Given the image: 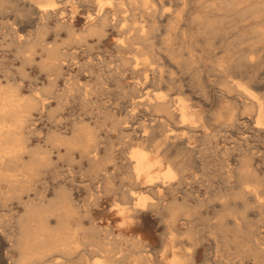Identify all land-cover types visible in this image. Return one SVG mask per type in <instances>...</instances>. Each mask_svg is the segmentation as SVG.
I'll use <instances>...</instances> for the list:
<instances>
[{
  "label": "rangeland",
  "instance_id": "rangeland-1",
  "mask_svg": "<svg viewBox=\"0 0 264 264\" xmlns=\"http://www.w3.org/2000/svg\"><path fill=\"white\" fill-rule=\"evenodd\" d=\"M110 1L122 3V8L119 9L122 12L117 15L120 21L115 28L108 27L106 34L99 38L93 34L84 36L86 26L96 19L95 17L91 21L87 20L88 14L95 16V0H0V87L18 90L22 98H46V102L39 103L37 109L32 110L23 134L29 139L27 144L30 149H34L38 144L52 152L51 163L42 166L41 174L33 177L34 168L29 166V156L23 154L22 160L18 162L19 168L27 169L26 172L31 174L25 187L17 190L5 182H0V213L10 214V217H2L3 222L0 225V256L3 257L4 253H7L10 259H17L18 252L11 246L18 234L16 222L19 215L25 213L26 206L38 204L37 192L40 190L48 200L44 198V205L49 203L47 207H50L46 213L49 214L46 215L49 217L46 218V225L52 229L54 226L62 227V231L71 235L75 241L72 248L74 251L68 253L70 255L55 250L49 251L47 257L45 255L44 259L42 258L43 262L46 261L44 264H142L143 261L144 264H264V129L255 126L258 107L251 103L258 97L259 100L262 98L260 101L264 103V0H148V9L142 5V0ZM42 6L47 11L41 12L39 9H42ZM153 8L155 12L151 13ZM105 9L111 10L112 6L106 4ZM121 23L124 25L123 29V25L120 27ZM141 27L144 29L142 40H132L137 42L135 47L140 49L131 52L126 49L119 51L117 43L121 40V44L125 46L127 41H130L129 37L139 32ZM172 29L174 30L171 31ZM80 34L83 38L79 37ZM85 39L86 41H83ZM53 45H58L56 47L61 52H71L73 55L66 54V65L62 67L61 76L54 74L47 64L49 60L46 48ZM133 56L142 63L139 66L148 63L147 68L160 69L164 78H170L169 80L180 84L182 96L187 98V103L197 110L199 116L202 115L193 124L196 127L190 129L189 124L181 126L178 115L164 121V128L167 133L173 134L174 141L170 140L173 142L162 144L158 148L163 167H158L157 171H162L168 166H174V169L181 163L184 170L183 174H177L176 178L171 180L174 191L164 188L159 197L147 191L143 184H133L132 178L129 179L130 174L128 175L130 151L143 147L152 151L150 154L154 156L153 146L161 137L157 125L159 116L145 110L142 105L131 109L130 98L139 94L136 89L140 91V87L135 82L141 75L131 73L132 65L129 66L126 61L124 64L120 57L133 62ZM118 59L122 61V66ZM149 71L148 69L150 77L152 73ZM51 79H55L56 83L52 87L49 85ZM151 82L147 83L143 92L150 90L151 95L161 89L163 92H170L165 85ZM244 87L247 88L246 91L250 90V94H245ZM44 88L45 90H42ZM49 92L52 97H48ZM60 94V98H57ZM251 95L257 97L253 99ZM106 113L111 118H108ZM126 115L129 117L125 119ZM103 117H107L104 122ZM56 119H59L58 122ZM83 120L85 123H82ZM120 120L123 123H120ZM87 121L91 130L86 126ZM114 121L118 125L114 124ZM84 127L93 133L92 136L95 135L93 143L96 149L98 148L95 159H99L96 164L99 167L105 165V168L100 167L101 170L93 161L90 162L91 160L80 155V147L77 144L68 145L66 142L45 140L50 136L52 139H58L60 134L63 139H70L75 130V134L80 138ZM143 130L149 136L145 134L141 139L139 135ZM69 135L70 137H67ZM53 143L56 144L52 145ZM100 157L105 161L110 160L101 164ZM246 186L248 190L257 192V198L252 192L243 189ZM60 187L68 188L67 192L62 191V199L56 198L60 189H55ZM130 188L136 195L147 193V200L153 198L148 200L149 202L156 200L164 207L138 211V215L136 210H130L134 199L121 197L120 194L125 190L128 192ZM51 198L55 202H49ZM90 199L93 201L89 203ZM56 205L58 209L55 208ZM167 205L171 206V209ZM60 207L68 216L60 215ZM164 209L168 212L162 213L161 210ZM169 212L173 213L174 217ZM168 223L173 231L167 227ZM171 223L174 225L171 226ZM90 227L96 231H91ZM134 239L142 243L137 249ZM255 242L259 244L256 245ZM77 246L79 248H76ZM145 256L148 257L147 261L144 260ZM42 260H38L36 264H43Z\"/></svg>",
  "mask_w": 264,
  "mask_h": 264
},
{
  "label": "bare ground",
  "instance_id": "bare-ground-1",
  "mask_svg": "<svg viewBox=\"0 0 264 264\" xmlns=\"http://www.w3.org/2000/svg\"><path fill=\"white\" fill-rule=\"evenodd\" d=\"M130 1V0H129ZM135 1V0H134ZM133 1V2H134ZM143 2V6L145 5L146 6V8L148 9L149 8V6H147V1L148 0H142ZM135 3V2H134ZM95 4V5H94ZM94 6H96L97 7V9H96V13H95V16L93 17V14H88L87 15V20L88 21H91L92 19H94L95 17H96V19L94 20V22H90L87 26H86V31H84V36L85 37H87L88 35H97V36H99V38L102 36L103 37V35H105L106 34V29L109 27V28H115L116 26H117V24L119 23V19H118V14L120 13V12H122V10L121 11H119V9H120V5L122 4L120 1H118V2H112V1H110V0H95V2H94ZM106 4H109V5H111L112 6V9L111 10H106L105 8H106ZM82 5V4H81ZM150 5V4H149ZM43 7V6H42ZM151 7V6H150ZM39 8H41L40 6H39ZM122 8V7H121ZM27 9V8H26ZM151 9V8H150ZM41 12L43 11V12H45V11H47L46 10V8L45 7H43L42 9H39ZM125 11V10H124ZM151 13H154L155 12V9L153 8L151 11H150ZM146 15V14H145ZM54 16V15H53ZM124 17V16H123ZM170 17V16H169ZM123 22H124V20H123ZM176 23V22H175ZM178 23V22H177ZM41 24V23H40ZM65 24V23H64ZM123 25V23H121V25H120V27ZM24 28V27H23ZM70 28V27H69ZM75 28V27H74ZM124 28V25H123V27H122V29ZM66 29H68V27L66 26ZM139 29V28H138ZM174 29H176L177 30V28H174ZM174 29H172L171 31H173ZM143 28L141 27L140 28V31L139 32H137L136 34H133V36H130L129 37V39L128 40H130V41H127L128 43L124 46L123 44H121V40H120V42L119 43H117V45H118V50L119 51H121L122 49L124 50V49H126V50H128V51H137L138 49H140V47L138 48V47H135V45H136V43L137 42H134V41H132V40H134V39H141L142 40V38L144 37V32H143ZM182 30V29H181ZM11 31V30H10ZM68 31V30H67ZM70 31V30H69ZM183 31H184V29H183ZM13 32V31H12ZM182 32V31H181ZM82 33V32H81ZM133 33H135V32H133ZM9 34V33H8ZM6 35V34H5ZM74 35V34H73ZM77 35V34H76ZM87 35V36H86ZM9 36V35H8ZM80 36H82L81 34L79 35V37ZM89 36V37H90ZM14 37V36H13ZM78 37V38H79ZM146 37V36H145ZM9 38V37H8ZM82 38H83V36H82ZM175 38V37H174ZM13 39H15V38H13ZM97 39H98V37H97ZM83 41H86V39L85 40H83ZM99 41H100V39H99ZM118 41V40H117ZM184 41V40H183ZM262 41H264V40H262ZM262 41H260V43L262 42ZM27 43H29V42H27ZM259 43V44H260ZM9 44H11L10 42H9ZM54 44V43H53ZM85 45V44H84ZM116 45V44H115ZM262 45H264V44H262ZM56 46H58V45H56ZM55 45H53V46H51V47H49V48H46V50H47V52H48V65L50 66V68H51V70L53 71V73L54 74H59L60 75V72H61V70H62V67H63V65H66V64H64V61H66L65 60V56H66V54H70L71 55V52L69 53H63V52H61L60 51V49L58 48V47H56ZM76 46V45H75ZM91 46V45H90ZM188 46V45H187ZM144 48V47H143ZM70 49V48H69ZM171 49V48H170ZM45 50V49H44ZM142 50V49H141ZM76 51V50H75ZM118 51V52H119ZM175 51V50H174ZM78 52V51H77ZM169 52V51H168ZM171 53V52H170ZM169 53V54H170ZM74 54V53H73ZM132 54V53H131ZM144 54V53H143ZM173 54V53H172ZM208 54V53H207ZM120 55V54H119ZM133 55V54H132ZM174 55V54H173ZM198 55V54H197ZM261 55V54H260ZM71 56H73V55H71ZM134 56H136V55H134ZM133 56V57H134ZM144 56V55H143ZM199 56V55H198ZM262 56H264V55H262ZM147 57V56H146ZM172 57V56H171ZM189 57V56H188ZM238 57V56H237ZM25 58V57H24ZM69 58V57H68ZM73 58V57H72ZM193 58V57H192ZM191 58V59H192ZM120 59H123L122 61L124 62V64H125V61L128 63V65L129 66H131L130 67V70H131V73H134V74H136V75H141V78H139V77H137V79H136V82H135V84L136 85H139V87H140V91H139V89H136V92H139V94H136V95H133V97L132 98H130L131 99V109L132 110H134L135 109V107L136 106H138V105H142V107L143 106H145L144 108H145V110H149V111H152L153 112V114L154 115H157V116H159L160 118H157L156 120H157V125H158V127H159V135L161 136L160 137V140H158L155 144H154V151H153V154H154V156H152L150 153L152 152H150V151H147L146 149H144L143 147H138V148H135V149H133V150H131L130 151V153H129V159H131V163H130V167H129V173H128V175L130 174V176H129V179H130V177L132 178V181H133V184L135 183V184H143V186H145V187H147V191H150L151 193L153 192L154 194H156L157 195V197H159V195L161 194V192L163 191V189L164 188H166L168 191H174V187L171 185V180H174L175 178H176V175L177 174H179L180 175V173H182V171L184 170V166H183V163H181V164H179V165H177V167H175L174 169H173V167L171 168V166H168V167H166V169H164V170H162V171H157V168L159 167L160 168V166H161V168L163 167L161 164H162V159L160 158V156L158 155V148L160 147V145H162V144H166V143H169V142H173L174 140H173V137L174 136H172L173 134H169V133H167L168 131H166V129L164 128L165 127V125H164V121L165 120H169V119H173L174 118V116L175 115H178V117L179 118H177V119H179V122L181 123V126H182V124L184 125V124H189V129L192 127H196V126H194L193 124H195L196 122H197V120L198 119H200V116H202V115H200L199 116V113L197 112V110H195V109H192V105H190V104H188L187 103V98L185 99L183 96H182V94H183V90H182V86L180 85V84H176L175 82H173V81H171V80H169V79H166V78H164V75L162 74V72L160 71V69H158V70H154V68L152 67V68H147L148 67V63H146V64H144L142 67L141 66H139V64H142V63H139L138 61H137V57H134V58H132V61L133 62H129V60L130 59H127V58H121L120 57ZM125 59V60H124ZM127 59V60H126ZM140 59V58H139ZM148 59V58H147ZM201 59V58H200ZM75 60V59H74ZM119 60V59H118ZM220 60V59H219ZM257 60V59H256ZM120 61V64L122 63V61L121 60H119ZM147 61V60H146ZM193 61V60H192ZM191 61V62H192ZM202 61V60H201ZM77 62V61H76ZM110 62V61H109ZM258 62V61H257ZM132 63H134V64H132ZM143 63H144V61H143ZM228 63V62H227ZM70 64V63H69ZM123 64V67L125 66V68H126V65H124ZM148 64V65H147ZM189 64V63H188ZM82 65V64H81ZM104 65V64H103ZM151 65V64H150ZM175 65V64H174ZM233 65V64H232ZM20 66V65H19ZM68 66V65H67ZM99 66V65H98ZM121 66H122V64H121ZM152 66V65H151ZM229 66V65H228ZM79 67H80V65H79ZM122 67V68H123ZM176 67V66H175ZM225 67V66H224ZM223 67V68H224ZM18 68V67H17ZM72 68V67H71ZM118 68V67H117ZM156 68H157V66H156ZM99 69V68H98ZM148 69L150 70L149 72H151L152 73V76H150L149 77V74L150 73H148ZM250 69V68H249ZM122 70H124V69H122ZM128 70H129V68H128ZM156 72V76H155V72ZM250 71V70H249ZM46 73V72H45ZM62 73H63V70H62ZM108 73V72H107ZM121 73H123V72H121ZM158 73V74H157ZM89 75V74H88ZM97 75V74H96ZM104 75V74H103ZM169 75V74H168ZM61 76V75H60ZM169 77V76H168ZM56 78V77H55ZM106 78V77H105ZM58 79V78H57ZM56 79V80H57ZM124 79V78H123ZM55 80V79H54ZM53 79H51V81L50 80H48V81H50V84L49 85H51V87L53 86V85H55L56 83H55V81H54ZM200 80V79H199ZM67 81V80H66ZM111 81V80H110ZM149 81H152V82H155L156 84H163V85H165L168 89H169V93H168V91L167 92H163L162 91V89H161V91H158V92H153V94L151 95V93H150V95L148 94V92H146V91H144L143 92V89L145 88V86L147 85V83L149 82ZM222 81V80H221ZM65 82V81H64ZM151 82V83H152ZM177 82V81H176ZM228 82V81H227ZM55 83V84H54ZM131 83V82H130ZM200 83H203V82H200ZM85 84H87V83H85ZM102 84H104V83H102ZM215 84V83H214ZM224 84V83H223ZM236 84V83H235ZM66 85V84H65ZM197 85V84H196ZM201 85V84H200ZM249 85V84H248ZM262 85H264V84H262ZM68 86V85H67ZM82 86V85H81ZM85 86H87V85H85ZM153 86V85H152ZM164 86V87H165ZM240 86V85H239ZM238 86V87H239ZM42 87V86H41ZM44 87V86H43ZM46 87V86H45ZM55 87V86H54ZM53 87V88H54ZM132 87H134V86H132ZM156 87V86H155ZM189 87V86H188ZM47 89H48V85H47V87H46ZM49 88H50V86H49ZM83 88V87H82ZM136 88V87H135ZM138 88V87H137ZM190 88V87H189ZM211 88V87H210ZM13 89V88H12ZM36 89V88H35ZM41 89V88H40ZM39 89V90H40ZM64 89H65V87H64ZM96 89V88H95ZM109 89V88H108ZM250 89H251V87H250ZM42 90H45V88L44 89H42ZM41 90V92H43ZM68 90V89H67ZM129 91H130V89H128ZM152 90V89H151ZM243 90H244V92H246L245 94L246 95H248V94H250L249 93V91H246L247 90V88L246 87H244L243 88ZM242 90V91H243ZM37 91V90H36ZM63 91H65V90H63ZM46 92V91H45ZM51 92V91H50ZM50 92H49V96L48 97H52L51 95H50ZM110 92V91H109ZM133 92V91H132ZM221 92V91H220ZM244 92H243V94H244ZM44 93V92H43ZM42 93V94H43ZM48 93V92H47ZM88 94H89V92H87ZM112 93V92H111ZM185 93V92H184ZM34 94V93H33ZM39 94V93H38ZM57 94V93H56ZM65 94V93H64ZM131 94H133V93H131ZM135 94V93H134ZM258 94H259V92H258ZM41 95V94H40ZM39 95V96H40ZM62 95H63V93H62ZM66 95V94H65ZM90 95V94H89ZM130 95V94H129ZM204 95V94H203ZM228 95V94H227ZM262 95H264V93H262ZM54 96V95H53ZM60 96H61V94L60 95H58L57 96V98H60ZM222 96V95H221ZM251 96H253V95H251ZM64 97H66V96H64ZM257 96H253L252 98L254 99V98H256ZM63 98V97H62ZM128 98V97H127ZM128 98V99H129ZM246 98V97H245ZM261 98V97H260ZM54 99V98H53ZM90 99V98H89ZM102 99V98H101ZM109 99V98H108ZM207 99V98H206ZM235 99V98H234ZM249 99V98H248ZM252 99V100H253ZM262 99V98H261ZM260 99V100H261ZM46 100V98H44V99H40V98H37L36 96L35 97H27V98H22L21 96H20V93H18V90H11V89H3L2 88V86L0 87V182H5V183H7L8 184V186L9 187H11V188H15V189H19L20 187L21 188H23V187H25L24 185L26 184V183H28L29 182V178H30V176H31V174H28L27 172H26V170L25 169H20L19 168V165H18V162L19 161H21L22 160V156H23V154H28V156H29V162H30V165L29 166H33V168L34 169H32V177H33V175H38L39 176V174H41V169L44 167V165H49L50 163H51V159H50V153H52V152H50L49 150L50 149H48V148H45V147H42L41 145H36L35 146V148L34 149H30L29 147H28V144H27V141L29 140L28 139V137H25V135L26 134H23V129L25 128V124L28 122V119H29V117L31 116V112H32V110L33 109H37L36 108V106L39 104V103H42L43 101H45ZM48 100V99H47ZM251 100V101H252ZM259 100V97H258V99L255 101V99L253 100V102H251V103H255V105H257V107H258V114L256 115L257 116V118H256V127L257 128H261V130L262 129H264V103H262V101H260ZM51 101V100H50ZM86 101H88V100H86ZM90 101V100H89ZM130 101V100H129ZM189 101V100H188ZM195 101V100H194ZM249 101V100H248ZM46 102V101H45ZM44 102V103H45ZM56 102L58 103V101L56 100ZM48 103V102H47ZM85 103V102H84ZM86 103H88V102H86ZM85 103V104H86ZM43 104V103H42ZM94 104H96V103H94ZM232 104V103H231ZM242 104V103H241ZM246 104V103H245ZM56 105H58V104H56ZM198 105V104H197ZM52 106V105H51ZM86 106V105H85ZM89 106V105H88ZM43 107V106H42ZM46 107V106H45ZM55 108H58L57 106H54ZM53 108V107H52ZM55 108H53L54 110H55V112H56V109ZM61 107H59V109H60ZM110 108V107H109ZM106 109V108H105ZM139 109V108H138ZM46 110V109H45ZM50 110V109H49ZM54 110H53V112H54ZM110 110V109H109ZM223 110H224V108H223ZM226 110V109H225ZM108 111V110H107ZM256 111V110H255ZM52 112V113H53ZM99 112V111H98ZM104 112H106V111H104ZM109 112V111H108ZM242 112V111H241ZM51 112H50V114H52ZM135 113H136V111H135ZM140 113V112H139ZM149 113V112H148ZM100 114V113H99ZM104 114V113H103ZM107 114V113H106ZM150 114V113H149ZM152 114V113H151ZM203 114V113H202ZM255 114V113H254ZM105 115V114H104ZM108 115L109 114H107V117H108ZM154 115H153V117H154ZM228 115V114H227ZM232 115H234V114H232ZM92 116V115H91ZM106 116V115H105ZM115 116V115H114ZM127 116L128 115H126V117H125V119L127 118ZM141 116V115H140ZM212 116V115H211ZM210 116V117H211ZM241 116H242V114H241ZM255 116V117H256ZM51 117V116H50ZM107 117H103L102 119H103V122L105 121V119L107 118ZM129 117V116H128ZM131 117H133V116H131ZM148 117V116H147ZM150 117V116H149ZM205 117V116H204ZM238 117V116H237ZM105 118V119H104ZM108 118H111L110 116L108 117ZM124 118V117H123ZM198 118V119H197ZM202 118V117H201ZM51 119H53V117L51 118ZM60 119H62V117L60 118ZM77 119V118H76ZM99 119V118H98ZM119 119V117L117 118V120ZM125 119H124V121H125ZM133 119V118H132ZM203 119H205V118H203ZM37 120V119H36ZM57 120V119H56ZM59 120V119H58ZM58 120L56 121V122H58ZM152 120V119H151ZM154 120V119H153ZM53 121V120H52ZM84 121V120H83ZM113 121V119L111 120V122ZM177 121V120H176ZM205 121H207V120H205ZM60 123H61V121H59ZM119 122V121H118ZM123 123V121L122 120H120V123ZM150 122V121H149ZM155 122V121H154ZM240 122V121H239ZM33 123V122H32ZM59 123V124H60ZM82 123H85V121L84 122H82ZM87 123L88 124H86V126L89 128L90 126V124H89V122L87 121ZM114 124L116 123V121H114L113 122ZM112 123V124H113ZM127 123H129V118H128V122ZM127 123H125V124H127ZM56 124V123H55ZM64 124V123H63ZM111 124V125H112ZM117 124V123H116ZM155 124V123H154ZM53 125V124H52ZM82 125V124H81ZM118 125V124H117ZM152 125V124H151ZM56 126V125H55ZM83 126V125H82ZM155 126V125H154ZM78 127H79V125H78ZM87 127L85 128L84 127V130H83V132H82V134L81 133H79V131L77 130V132L79 133V134H81L80 135V138H79V136H78V134L76 133L75 134V132H76V130L75 129H77V128H74V130H75V132H74V134L73 135H71L72 137L70 138V139H63L62 138V136H61V134H60V138L58 137V139H55V138H53L52 139V137L50 136L49 138L47 137V139H45L46 141L48 140H51V141H59V143H62V142H66L65 144H68V145H73V144H77L80 148H79V152L81 153L80 155L81 156H83V157H86V159L88 158L89 159V161L90 162H94L95 163V165H97L96 164V162H99V161H96L97 159H95L96 158V154H98L97 153V149H96V145L94 144L95 142V138H93L95 135H93L92 136V132H90L89 130H91L90 128H89V130L87 129ZM113 127H115V125L113 126ZM124 127V126H123ZM126 127V126H125ZM148 127V126H147ZM179 127V126H178ZM224 127V126H223ZM146 128V127H145ZM188 128V126L186 127V129ZM220 128V127H219ZM72 129V128H71ZM79 129H81V128H79ZM83 129V128H82ZM93 129H94V127H93ZM92 129V130H93ZM144 129V128H143ZM182 129V128H181ZM189 129H187L188 131H189ZM97 130H98V128H97ZM116 130V129H115ZM122 130V129H121ZM259 130V129H258ZM37 131V130H36ZM40 131V130H39ZM111 131V130H110ZM117 131V130H116ZM123 131V130H122ZM135 131V130H134ZM144 132L142 133V134H140L139 135V137H141V139H142V137H144L145 136V130H143ZM185 131V130H184ZM183 131V132H184ZM188 131H185L186 133H188ZM191 131V130H190ZM193 131V130H192ZM191 131V132H192ZM219 131V130H218ZM237 131V130H236ZM27 132H29V130L27 131ZM32 132V131H31ZM94 132V131H93ZM112 132V131H111ZM173 132V131H172ZM184 132V133H185ZM204 132V131H203ZM222 132V131H221ZM231 132V131H230ZM95 133V132H94ZM126 133V132H125ZM190 133V132H189ZM194 133V132H193ZM196 133V132H195ZM205 133H207L206 131H205ZM37 134V133H36ZM191 134V133H190ZM202 134V133H201ZM224 134V133H223ZM241 134V133H240ZM51 135V134H50ZM58 135V134H57ZM56 135V136H57ZM121 135V134H120ZM146 135H148V134H146ZM184 135V134H183ZM187 134H185V136H186ZM209 135V134H208ZM207 135V136H208ZM212 135V134H211ZM216 135V134H215ZM27 136V135H26ZM33 136V135H32ZM31 136V137H32ZM65 136V135H64ZM123 136V135H122ZM127 136H128V134H127ZM127 136H125L124 135V137H127ZM136 136V135H135ZM149 136V135H148ZM179 136H181V135H179ZM178 136V137H179ZM193 136H194V134H193ZM205 136V135H204ZM210 136V135H209ZM219 136V135H218ZM34 137V136H33ZM42 137V136H41ZM67 137H70V135L69 136H67ZM76 137H78V139H76ZM123 137V138H124ZM176 137V136H175ZM181 137H183V136H181ZM192 137V136H191ZM245 137V136H244ZM57 138V137H56ZM65 138V137H64ZM133 138V137H132ZM137 138V137H136ZM135 138V139H136ZM177 138V137H176ZM213 138V137H212ZM230 138H231V136H230ZM233 138V137H232ZM241 138V137H240ZM76 139V140H75ZM138 139V138H137ZM140 139V138H139ZM175 139V138H174ZM186 139H187V136H186ZM185 139V140H186ZM214 139V138H213ZM216 139V138H215ZM235 139V138H234ZM36 140H37V138H36ZM121 140V139H120ZM145 140V139H144ZM143 140V141H144ZM170 140H173V141H170ZM231 140H233V139H231ZM140 141V140H139ZM142 141V142H143ZM187 141H188V139H187ZM238 141V140H237ZM255 141V140H254ZM94 142V143H93ZM227 142V141H226ZM46 143V142H45ZM114 143V142H113ZM119 143V142H118ZM121 143H123L122 141H121ZM236 143V142H235ZM36 144V143H35ZM40 144V143H39ZM56 144V143H55ZM54 143L52 144V145H55ZM243 144V143H242ZM246 144V143H245ZM142 145V144H141ZM184 145V144H183ZM232 145V144H231ZM57 146V145H56ZM172 146V145H171ZM174 146V145H173ZM58 147V146H57ZM188 147V146H187ZM241 148H242V145L240 146ZM50 148V147H49ZM59 148V147H58ZM74 148V147H73ZM181 148V147H180ZM186 148V147H185ZM66 149V148H65ZM72 149V148H71ZM149 149V148H148ZM184 149V148H183ZM239 149V148H238ZM59 150V149H58ZM67 150V149H66ZM78 150V149H77ZM247 150V149H246ZM166 151V150H165ZM162 152V151H161ZM185 152V151H184ZM255 152H256V150H255ZM65 153V152H64ZM106 153H107V151H106ZM188 153V152H187ZM258 153H260V152H258ZM166 154V153H165ZM171 154V153H170ZM179 154V153H178ZM226 154V153H225ZM248 154V153H247ZM102 155V154H101ZM110 155V154H109ZM162 155V154H161ZM106 156H108V154L106 155ZM227 156V155H226ZM71 157V156H70ZM98 157V156H97ZM109 157H112V156H109ZM114 157V156H113ZM126 157V156H125ZM228 157V156H227ZM244 157V156H243ZM247 157V156H246ZM101 158V157H100ZM108 158V157H107ZM128 158V157H127ZM248 158V157H247ZM247 158H245V159H247ZM250 158V157H249ZM80 159H82V158H80ZM79 159V160H80ZM87 159V160H88ZM221 159V158H220ZM253 159V158H252ZM78 160V161H79ZM99 160V159H98ZM101 160H102V158H101ZM100 160V161H101ZM107 160H110V159H107ZM106 160V161H107ZM173 160V159H172ZM103 161H104V163L106 162L105 161V159L104 160H102V162H101V164L103 163ZM175 161V160H174ZM174 161H172V162H174ZM179 161V160H178ZM184 161V160H183ZM29 162H28V164H29ZM171 162V163H172ZM247 162H248V160H247ZM250 162V161H249ZM114 163V162H113ZM122 163V162H121ZM251 163V162H250ZM53 164V163H52ZM222 164V163H221ZM242 164H243V160H242ZM242 164H240V165H242ZM27 165V164H26ZM92 165V164H91ZM103 166H101L100 165V167H103V168H105L104 166V164H102ZM247 165H250V164H247ZM43 166V167H42ZM98 166V165H97ZM113 166V165H112ZM243 166V165H242ZM241 166V167H242ZM257 166H258V164H257ZM24 167H26V166H24ZM42 167V168H41ZM99 167V166H98ZM99 167V168H100ZM116 167V166H115ZM240 167V166H239ZM45 168H46V166H45ZM89 168V167H88ZM87 168V169H88ZM93 168V167H92ZM92 168H91V170H92ZM96 168V167H95ZM94 168V169H95ZM102 168V169H103ZM243 168V167H242ZM90 169V168H89ZM98 169V168H97ZM240 169V168H239ZM239 169H238V171H239ZM245 169V168H244ZM96 170V169H95ZM99 170H101V168L99 169ZM99 170H97L98 172H99ZM220 170V169H219ZM75 171V170H74ZM94 171V170H93ZM96 171V172H97ZM112 171V170H111ZM250 171H253V170H249V172ZM29 172V171H28ZM87 172H88V170H87ZM113 172H114V170H113ZM116 172V171H115ZM244 172H246L245 170H244ZM101 173H102V171H101ZM106 173H107V171H106ZM185 173V172H184ZM242 173V172H241ZM253 174H254V172H252ZM58 174V173H57ZM67 174V173H66ZM73 174V173H72ZM87 174V173H86ZM89 174V173H88ZM104 174V173H103ZM110 174V173H109ZM126 174H127V172H126ZM183 174V173H182ZM43 175V174H42ZM63 175V174H62ZM102 175V174H101ZM238 175H239V172H238ZM246 175V174H245ZM247 175H248V171H247ZM79 176V175H78ZM96 176V175H95ZM185 176V175H184ZM242 177H243V174L241 175ZM252 176V175H251ZM261 176H262V174H261ZM63 177V176H62ZM61 177V178H62ZM67 177V176H66ZM71 177V176H70ZM105 177H106V175H105ZM126 177H127V175H126ZM182 177V176H181ZM256 177V176H255ZM38 178V177H37ZM74 178V177H73ZM180 178V177H179ZM258 178V177H257ZM68 179V178H67ZM89 179V178H88ZM97 179V178H96ZM128 179V180H129ZM190 179V178H189ZM193 179V178H192ZM238 179V178H237ZM75 180V179H74ZM90 180V179H89ZM105 180V179H104ZM127 180V179H126ZM186 180V179H185ZM184 180V181H185ZM243 181V179H240V181ZM244 180H245V178H244ZM106 181H108V179H106ZM177 181V180H176ZM179 181H180V179H179ZM190 181V180H189ZM238 181V180H237ZM97 182V181H96ZM102 182H103V180H102ZM105 182V181H104ZM178 182V181H177ZM254 182V181H253ZM257 182V181H256ZM261 182H262V179H261ZM189 183V182H188ZM245 185H246V183L245 182H243ZM99 184V183H98ZM105 185H108V183L106 184V183H104ZM103 184V185H104ZM244 184H243V186H244ZM248 184V183H247ZM257 184V183H256ZM255 184V185H256ZM258 184H259V182H258ZM62 185V184H61ZM183 185H184V183H183ZM230 185V184H229ZM249 185V184H248ZM62 186H64V185H62ZM96 186H98V185H96ZM133 186V185H132ZM135 186H138V185H135ZM177 186H180V185H177ZM185 186V185H184ZM257 186V185H256ZM262 186V185H261ZM105 187V186H104ZM142 187V186H141ZM182 187V186H181ZM187 187V186H186ZM240 187H242V186H240ZM250 187V186H249ZM20 188V189H21ZM92 188V187H91ZM106 189H107V187H105ZM253 188V187H252ZM255 188V187H254ZM45 189V188H44ZM60 189V190H59ZM67 187H66V189H62L61 187L60 188H58V189H55V190H59L58 192H57V197L56 198H59V199H62V195L64 194L62 191L63 190H66V192H67ZM131 189V188H130ZM234 189V188H233ZM242 189V188H241ZM245 191L246 190H248V187L246 186L245 188H243ZM257 189H258V187H257ZM262 189H264V188H262ZM98 190V189H97ZM110 190V189H109ZM45 191V190H44ZM99 191V190H98ZM106 191H108V190H106ZM123 191V190H122ZM146 191V192H147ZM172 191V192H173ZM176 191V190H175ZM249 192H252V194H254V196L257 198V192H255V191H250V190H248ZM257 191H259V190H257ZM56 192V191H55ZM109 192V191H108ZM108 192H106V194L108 193ZM117 192V191H116ZM121 192V191H120ZM145 192V191H144ZM183 192V191H182ZM231 192V191H230ZM36 193V192H35ZM69 193V192H68ZM143 193V192H142ZM152 193V194H153ZM235 193V192H234ZM246 193H248V192H246ZM102 194V193H101ZM122 196L121 197H125V198H133L134 199V201L132 202V204H133V207L130 205V207H132L130 210H136L137 212V214L139 213V212H143V211H146L147 209H149V208H158L159 206H161V204H160V202L158 201V202H156V200H153L154 202H149L148 200H150V199H148L147 200V193L145 194V195H143V194H140V193H138V195H136L135 194V192L133 191V189H131V190H129L128 192H126V190H125V192H122V193H120ZM230 194V193H229ZM238 194V193H237ZM91 195V194H90ZM103 195V194H102ZM137 196V197H135L134 198V196ZM260 195V194H259ZM262 195H264V194H262ZM88 196V195H87ZM97 196V195H96ZM150 196V195H149ZM154 196V195H153ZM64 197H65V195H64ZM93 197H94V194H93ZM156 197V196H155ZM154 197V198H155ZM188 197V196H187ZM34 198V197H33ZM44 198H45V193L44 192H42V191H38L37 192V199H38V204L36 205H34V206H31V204H30V206H26V208L24 209L25 210V213L23 214V215H19V218L17 219V227H18V234H17V237L15 238L16 240L15 241H13L12 243H11V246H12V248H14V249H16V251L18 252L17 254H18V257H17V259H10V257H7V253H4V256L2 257V256H0V264H36V262L38 261V260H42V258L44 259V256L49 252V251H53V250H55V251H58V252H60V253H62V254H68V253H70L71 251H72V248H73V246H74V244H75V241L72 239V236L71 235H69V234H67V233H65V232H63L62 230V227L61 228H57L56 226H54L53 228L54 229H52V228H49L48 227V225H46V223L47 222H45L46 221V218L48 219L49 217H47V216H49V214H46L47 212H48V210H49V208L47 207V206H49V203H47V204H45L44 205V203H43V200H44ZM54 198V197H53ZM66 198V197H65ZM151 198V197H150ZM161 198V197H160ZM186 198V197H185ZM244 198H245V196H244ZM260 198V197H259ZM46 199V198H45ZM67 199V198H66ZM95 197H94V201H95ZM153 199V198H152ZM151 199V200H152ZM173 199V198H172ZM189 199V198H188ZM262 199V198H261ZM47 200V199H46ZM49 200H51V201H49V202H52V201H54L52 198L51 199H49ZM58 200V199H57ZM91 200L92 199H90V201H89V203L91 202ZM92 200V201H93ZM101 200V199H100ZM150 200V201H151ZM253 200H254V198H253ZM255 200H257V199H255ZM48 201V200H47ZM68 201H69V197H68ZM132 201V200H131ZM174 201V200H173ZM172 201V202H173ZM203 201V200H202ZM245 201V200H244ZM55 202V201H54ZM53 202V203H54ZM59 202V201H58ZM97 202V201H96ZM149 202V203H148ZM162 202V201H161ZM169 202V201H168ZM167 202V203H168ZM175 202L176 203H178L176 200H175ZM245 202H247V201H245ZM257 202V201H256ZM7 203V202H6ZM71 203H72V201H71ZM176 203H175V205H176ZM56 204H58V203H56ZM61 204V203H60ZM59 204V205H60ZM64 205H66L65 203H63ZM70 204V203H69ZM185 204V203H184ZM200 204V203H199ZM224 204V203H223ZM253 204V203H252ZM261 204V203H260ZM262 204H264V202H262ZM51 205V204H50ZM72 204H70V206H71ZM94 206L96 205L95 204V202H94V204H93ZM93 205H91V206H93ZM168 205H171V204H168ZM167 205V206H168ZM173 205V204H172ZM244 205V204H243ZM58 205H56V207L55 208H57L58 209V207H57ZM61 206V205H60ZM67 206V205H66ZM69 206V207H70ZM88 206V205H87ZM89 206H90V204H89ZM93 206V207H94ZM118 207H119V205H117ZM163 206V205H162ZM161 206V207H162ZM167 206H165V207H167ZM179 206V205H178ZM201 206V205H200ZM52 207V206H51ZM62 207V206H61ZM61 207H60V210H61ZM68 207V206H67ZM67 207H65V209L67 208ZM122 207H123V205H122ZM164 207V206H163ZM169 207V206H168ZM176 207V206H175ZM190 207H192V206H190ZM198 207V206H197ZM24 208V207H23ZM90 208V207H89ZM170 209H171V206L169 207ZM180 208V207H179ZM183 208H185V207H183ZM53 209V208H52ZM88 209V208H87ZM128 209V208H127ZM160 209V208H159ZM170 209H169V211H170ZM174 210H175V208H173ZM181 209V208H180ZM192 209V208H191ZM11 209H9V211H10ZM59 210V211H60ZM66 210H68V209H66ZM70 210V209H69ZM123 210V209H122ZM129 210V211H130ZM132 210V211H133ZM173 210V211H174ZM7 211V210H6ZM12 211V210H11ZM53 211V210H52ZM91 211V210H90ZM119 211V210H118ZM128 211V210H127ZM139 211V212H138ZM153 212H155L154 210H152ZM162 211V213H164V211H165V213H167L168 212V210H166V209H164V210H161ZM167 211V212H166ZM241 211V210H240ZM76 212V211H75ZM171 212V211H170ZM169 212V214L170 215H172L173 217H174V215H173V213L171 214ZM227 212V211H226ZM13 213H15L14 212V210H13ZM60 215H65V210H61L60 212ZM158 213V212H157ZM161 212H159V214H160ZM232 213V212H231ZM241 213H242V211H241ZM12 214V213H11ZM87 214H88V212H87ZM136 214V215H137ZM140 214V213H139ZM138 214V215H139ZM47 215V216H46ZM51 215V214H50ZM66 215H67V213H66ZM65 215V216H66ZM86 215V214H85ZM125 215V214H124ZM130 215V214H129ZM5 216H9L10 217V214H8V213H0V225H1V222H3V218L5 217ZM56 216V215H55ZM59 216V215H58ZM65 216H63V217H65ZM68 216V215H67ZM135 216V215H134ZM3 217V218H2ZM89 217V216H88ZM129 217H131V216H129ZM170 217V216H169ZM235 217H237V216H235ZM13 218V217H12ZM122 218H124V217H122ZM11 219V218H10ZM67 219V218H66ZM167 219H168V217H167ZM170 219H172V218H170ZM249 219V218H248ZM57 220H59L58 218H57ZM131 220V219H130ZM173 220H174V218H173ZM247 220V219H246ZM60 221V220H59ZM61 223H62V221H60ZM63 222H64V219H63ZM120 222V221H119ZM167 222H169V220L167 221ZM171 222V221H170ZM173 222V221H172ZM65 223V222H64ZM95 223V222H94ZM121 223H122V221H121ZM120 223V224H121ZM5 222H4V226L3 227H5ZM92 224V223H91ZM167 224V223H166ZM185 224V223H184ZM66 225V224H65ZM95 225V224H94ZM93 225V226H94ZM172 225H174V224H172L171 223V226ZM64 226V225H63ZM56 227V228H55ZM65 227H67V225L65 226ZM64 227V228H65ZM96 227V226H95ZM168 228L170 227L169 226V223H168V226H167ZM175 227V226H174ZM256 227V226H255ZM69 228V227H68ZM67 228V229H68ZM89 228V227H88ZM93 228V227H92ZM97 228V227H96ZM165 228H166V226H165ZM167 228V229H168ZM86 229V228H85ZM90 229H91V227H90ZM89 229V230H90ZM98 229V228H97ZM171 229L172 228H169V230L171 231ZM221 229V228H220ZM4 230V229H3ZM93 230H95L94 228H93ZM92 229H91V231H93ZM0 231H1V226H0ZM96 231V230H95ZM168 231V230H167ZM172 231H173V229H172ZM2 232H4V231H2ZM75 232V231H74ZM99 232V231H98ZM106 232V231H105ZM108 232V231H107ZM110 232V231H109ZM189 232V231H188ZM242 233V232H241ZM6 234V233H5ZM107 234V233H106ZM120 234H122V233H120ZM164 234H166V232L164 233ZM192 234V233H191ZM2 235H4V234H2ZM8 235V234H7ZM75 235V234H74ZM171 235H172V233H171ZM174 235V234H173ZM14 236H16V235H14ZM120 236V235H119ZM122 236L124 237V235L122 234ZM122 236H120V237H122ZM127 236V235H126ZM1 237V236H0ZM73 237H75V236H73ZM138 237V236H137ZM136 237V238H137ZM171 237V236H170ZM10 238V237H9ZM89 238V237H88ZM129 238V237H128ZM75 239V238H74ZM121 241H122V239H120ZM130 240H131V238H130ZM129 240V241H130ZM12 241V240H11ZM77 241V240H76ZM134 241H135V239H134ZM8 242V241H7ZM78 242V241H77ZM135 242H136V244H135ZM134 242V245H135V247H136V249H137V247L139 248L140 247V244H142L141 242H140V240H136ZM245 242V241H244ZM85 243V242H84ZM100 243H102V242H100ZM99 243V244H100ZM258 243V242H257ZM88 244V243H87ZM104 244V243H103ZM133 244V243H132ZM255 244H256V242H255ZM259 244V243H258ZM258 244H256V245H258ZM3 245V244H2ZM76 245H77V243H76ZM80 245V244H79ZM86 245V244H85ZM91 245V244H90ZM136 245H139V246H136ZM147 245V244H146ZM252 245V244H251ZM97 246V245H96ZM100 246H101V244H100ZM100 246H99V248H100ZM104 246V245H103ZM8 247V246H7ZM10 247V246H9ZM131 247H133V249H134V246L133 245H131ZM245 247V246H244ZM75 248V247H74ZM76 248H79L78 246L76 247ZM256 248V247H255ZM258 248V247H257ZM132 249V250H133ZM12 250V249H11ZM78 250V249H77ZM100 251H102V249L100 248L99 249ZM135 250V249H134ZM140 250V249H139ZM251 250V249H250ZM8 251V250H7ZM73 251H74V249H73ZM72 251V252H73ZM254 251H256V250H254ZM257 252H258V250H257ZM262 252H264V251H262ZM71 254V253H70ZM70 254H68V255H70ZM48 255V254H47ZM47 255H46V257H47ZM142 255V254H141ZM141 255L139 256V255H137V256H139V257H141ZM173 255V254H172ZM11 256V255H10ZM62 256V255H61ZM147 256V255H146ZM146 256H145V258H146ZM7 257V258H6ZM144 257V256H143ZM148 257L150 258L151 256H149L148 255ZM148 257L146 258V259H144L145 261H147L148 260ZM177 257V256H176ZM119 258V257H118ZM136 258V257H135ZM138 258V257H137ZM258 258V257H257ZM8 259H10V260H8ZM174 259L172 258V261H173ZM262 260V259H261ZM44 260H42V263L44 264L45 262H43ZM140 261V260H139ZM143 261V260H142ZM41 262V261H40ZM144 262V261H143ZM143 262H141L142 264H144ZM173 262H175V261H173ZM88 264V263H87ZM97 264V263H96ZM99 264V263H98ZM126 264V263H125ZM139 264H140V262H139Z\"/></svg>",
  "mask_w": 264,
  "mask_h": 264
}]
</instances>
